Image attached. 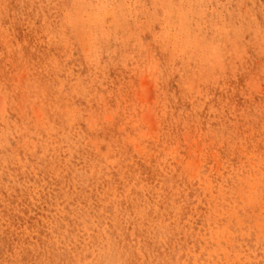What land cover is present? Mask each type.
Segmentation results:
<instances>
[{
  "label": "rangeland",
  "instance_id": "rangeland-1",
  "mask_svg": "<svg viewBox=\"0 0 264 264\" xmlns=\"http://www.w3.org/2000/svg\"><path fill=\"white\" fill-rule=\"evenodd\" d=\"M0 264H264V0H0Z\"/></svg>",
  "mask_w": 264,
  "mask_h": 264
}]
</instances>
